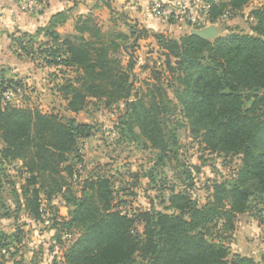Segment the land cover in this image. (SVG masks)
Segmentation results:
<instances>
[{
    "label": "trees",
    "instance_id": "obj_1",
    "mask_svg": "<svg viewBox=\"0 0 264 264\" xmlns=\"http://www.w3.org/2000/svg\"><path fill=\"white\" fill-rule=\"evenodd\" d=\"M104 1L113 12L109 0ZM209 1L210 23L239 15L247 29L213 39L153 33L163 50L164 70L153 68L140 93H133L134 57L128 40L147 37L146 30H102L87 16L77 20L73 35L46 29L44 42L20 35L17 44L25 55H38L45 66L73 73L56 85L68 111H82L92 99L106 107L123 102L127 133L159 150L162 158L169 144L177 142L168 124L174 105L205 150L236 154L241 161L236 179L214 182L202 204L185 191H171L168 211L122 212L109 176L80 179L78 192L70 185L78 177L79 141L93 134L91 124L0 99V158L19 161L27 174L21 189L24 210L41 220L42 197L59 195L67 222L77 231L62 254L64 264H264V251L259 261L239 253L229 256L224 245L209 239L218 223L233 230L234 219L248 212L251 197L264 194V0L246 16L242 10L251 0ZM122 51L128 55L126 64ZM163 74H171L176 84L175 101ZM21 84L9 80L0 87Z\"/></svg>",
    "mask_w": 264,
    "mask_h": 264
},
{
    "label": "rangeland",
    "instance_id": "obj_2",
    "mask_svg": "<svg viewBox=\"0 0 264 264\" xmlns=\"http://www.w3.org/2000/svg\"><path fill=\"white\" fill-rule=\"evenodd\" d=\"M96 11L99 24L104 29L128 32L129 26H136L145 30L137 20L130 19L126 23L121 10L111 14L110 22L101 10ZM215 26L222 34L247 29L244 18L239 15L223 16ZM164 31L171 37L185 33L178 29L170 30L168 26ZM128 43L134 57L131 71L133 93H140L146 88L145 83L151 81L153 68L164 70L165 57L152 37L140 38L136 42L130 37ZM120 55L122 63L126 64L128 55L123 51ZM26 58L22 60L28 69L17 74L16 78L8 79L22 84L8 86L4 90L1 86V101L74 117L77 122H87L93 127V134L78 144L80 161L75 165L78 177L69 180L73 190L78 192L80 179L91 174H103L110 177L114 202L122 212L133 213L149 208L168 211L166 199L171 191H185L202 204L214 182H233L236 179L241 165L240 156L205 150L200 138L191 133L188 121L174 105L171 106L168 124L175 131L177 142L174 145L170 143L165 156L160 158L159 150L150 147L142 138L137 139L127 133L123 126V102L106 107L101 101L92 99L84 110L70 112L56 85L64 76L73 73L65 69L61 73L54 67L45 66L38 55ZM163 78L165 83L170 81L168 95L175 101L173 89L176 84L171 74H163ZM25 177L27 174L23 173L19 161L0 158V264H64L62 254L77 236V231L67 222L64 200L59 195L51 200L42 197V219L35 220L26 213L22 204L21 189L25 185ZM234 221L231 231L223 230L218 223L211 229L209 239L224 245L229 256L239 253L259 261L264 251V194L252 196L248 212L237 216ZM137 229L141 230L142 225L138 224Z\"/></svg>",
    "mask_w": 264,
    "mask_h": 264
},
{
    "label": "crops",
    "instance_id": "obj_3",
    "mask_svg": "<svg viewBox=\"0 0 264 264\" xmlns=\"http://www.w3.org/2000/svg\"><path fill=\"white\" fill-rule=\"evenodd\" d=\"M173 2L174 0H109L113 8L111 12L104 0H0V83L16 78L17 74L28 69L22 60L28 56L21 52L17 44L23 33H27L28 37L37 42L48 40L46 29L62 36L73 35L76 33L75 23L81 18L91 16L95 23L102 25L96 17L98 14L96 10H101L100 12L108 17L109 22L111 14L115 10H121L126 16V20L124 19L126 23L133 19L143 24L148 32L145 38L154 39L153 33L166 34L164 28L167 26L170 30L178 29L181 32L190 33V29L183 23L166 18L152 9L154 3L171 4ZM262 2L263 0H251L243 8V15L246 16L250 9ZM216 23L210 24L216 25ZM101 29L107 30L102 26ZM123 32L127 34L129 30ZM224 34L217 29V37Z\"/></svg>",
    "mask_w": 264,
    "mask_h": 264
},
{
    "label": "built area",
    "instance_id": "obj_4",
    "mask_svg": "<svg viewBox=\"0 0 264 264\" xmlns=\"http://www.w3.org/2000/svg\"><path fill=\"white\" fill-rule=\"evenodd\" d=\"M209 0H174L171 4L154 3L152 9L166 18L181 22L189 29L209 25Z\"/></svg>",
    "mask_w": 264,
    "mask_h": 264
},
{
    "label": "water",
    "instance_id": "obj_5",
    "mask_svg": "<svg viewBox=\"0 0 264 264\" xmlns=\"http://www.w3.org/2000/svg\"><path fill=\"white\" fill-rule=\"evenodd\" d=\"M190 34L199 36L204 39H213L217 37V27L209 24L200 28L190 29Z\"/></svg>",
    "mask_w": 264,
    "mask_h": 264
}]
</instances>
